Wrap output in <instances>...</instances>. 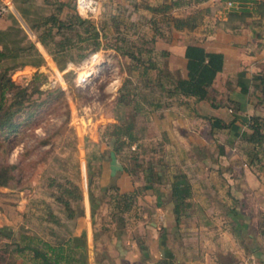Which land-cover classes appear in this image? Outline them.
<instances>
[{
  "label": "rangeland",
  "instance_id": "374dc122",
  "mask_svg": "<svg viewBox=\"0 0 264 264\" xmlns=\"http://www.w3.org/2000/svg\"><path fill=\"white\" fill-rule=\"evenodd\" d=\"M52 1L12 0L15 8L26 7L29 12L28 16L32 17L50 12L54 7ZM63 1L68 4L62 8L61 15L67 11H76L74 0ZM98 1L100 13L92 22L100 32H104L100 36V47L86 52L80 60L66 61L63 68H59L51 59L18 10L17 15H13L17 19L18 25L43 54L44 61L39 66L26 67L24 65L14 66L12 58L0 60V67L7 68V76L15 84L24 87L25 91L21 95V99L31 111L30 117L21 124L15 134L10 136V145L5 158L10 163H16V167L13 169L14 176L9 183L6 186H0V227H5L17 239L21 234L50 236L47 228L49 223L40 217L44 202H49L52 211L62 216L58 206L49 196L51 186H48L47 182L48 178L52 176L58 180L68 177L79 184L82 198L79 203L78 215L81 214L84 204H91L88 200L89 185L85 163L86 156L94 151L100 156V167L97 172L99 163L92 161L95 170L92 179L97 185L92 188V192L101 201L95 204L94 211L89 218L91 235L85 242L87 263L149 264L150 258L146 251L148 250L149 236L152 234L159 235V248H162L163 245L168 247V233L171 232L170 235L173 240L175 239L174 241L183 242L182 244L191 247L195 244L191 230L187 229L191 228V225L188 224L193 220V213H204V210H198L194 206L193 200L190 206L180 214L179 223H182V226L179 227V230L170 228L168 231V210L170 217L173 214L170 210L171 205L168 204L167 185L170 173L182 168L177 163L171 162L169 158H172V161L176 160L182 154L180 151L183 147L170 143L179 138L188 139L191 136L189 129L193 126L188 124L186 131L171 130L172 125L168 126V121H170L168 107H163L166 99H161V105L157 109L149 106L145 118L137 119V125L143 127L142 136L139 139L140 145L136 148L138 162L145 166L150 160L154 162L159 160V164L163 167L159 173H162L163 177L161 182L156 183L154 187L140 188L143 184L141 167H137L135 174H128L129 183L128 181L127 183L130 184V188H138L139 193L134 206L122 213L123 222L112 219L109 213L108 195L99 191L98 187L116 183L119 173L116 166L119 162H113L110 157V139L104 133V126L125 117L129 107L115 102L118 88L126 76L128 59L120 51L114 49L111 43L114 42L116 26L124 32L125 36L140 43L138 36L143 35V38L147 39L153 33L154 25L162 32L161 36H157L154 46L168 49V43L171 40L175 38L180 40L181 38L170 31L172 29L171 17L180 16L183 11L178 7L184 3L165 10H153L147 5L161 6L163 3L168 4L171 0ZM187 5H190L187 7L188 14L196 16L197 7L195 4ZM1 16L8 19V25L11 24L12 18L7 13L1 14ZM152 19L155 21L153 24ZM17 23L15 24L17 25ZM144 45L147 44L144 43ZM158 58L161 59V57ZM160 62L172 70L179 68L181 71L180 59L176 57L170 59V56H167ZM114 82H116V87L113 89L111 84ZM56 88L62 89V92L60 93ZM160 92L159 89H155L152 93L146 91L142 95L145 100H156L161 98ZM170 106L178 105L173 103ZM172 116L174 114H171L170 117ZM202 123L205 125L201 128L202 134L209 136L207 121L203 120ZM168 127L172 132L171 136L168 134ZM210 137H212L210 140L212 144L202 152L217 153V156L221 154L219 162L214 159L215 161L210 163V168L225 171L227 165L231 163L239 170L244 161L230 162L227 158L234 150L239 153L238 147H234V150L227 149L225 152H221L216 141L220 140V136L216 134L210 135ZM133 145L130 146V149L133 148ZM125 151L126 149L122 154ZM132 163L130 162V164ZM191 165H186V167L195 168L193 164ZM255 167L257 168V165ZM222 195H225L224 198L227 200L231 199L228 193ZM235 195L237 197H234V203L238 205L237 201L241 200L240 194L237 192ZM217 201L218 198L213 197L209 203ZM224 207L225 203L219 210L224 211ZM78 215L74 221H66L72 234H75L77 218H80ZM244 217L241 219L248 223L250 218ZM256 219L260 220V213ZM150 223L154 225L152 226ZM181 227L184 229L181 230ZM209 230L212 234L213 230L211 228ZM81 232L85 234L84 229ZM258 233L264 240V234L259 231ZM4 239L3 236H0V241ZM239 243L242 246L243 239ZM144 245L145 250H141ZM136 249L140 252L139 255ZM8 254L12 255L11 264H38L27 249L22 253H16L11 249ZM260 254L253 256V264H264V253L262 256Z\"/></svg>",
  "mask_w": 264,
  "mask_h": 264
},
{
  "label": "trees",
  "instance_id": "16d2710c",
  "mask_svg": "<svg viewBox=\"0 0 264 264\" xmlns=\"http://www.w3.org/2000/svg\"><path fill=\"white\" fill-rule=\"evenodd\" d=\"M184 2L185 0H171L168 4L147 5V7L153 10H165ZM51 3L54 7L50 12L36 17L28 16L26 7L16 6V9L51 59L59 68H63L66 61L80 60L86 52L98 49L101 44L100 36L104 32H100L92 21L80 16L76 11H67L61 15L62 8L68 4L66 1L53 0ZM5 13L12 18V22L0 28V60L12 58L14 66L42 64L44 56L34 41L18 25L17 19L11 12ZM171 19V25L174 28L192 27L195 24L193 16H172ZM151 22L155 23L153 19ZM115 31L116 35L111 45L128 59L126 76L118 88L115 102L129 108L125 117L104 126V133L110 139L109 154L113 162H119L116 166L118 172L124 171L133 175L139 166L143 172V184L140 188L154 187L162 180L163 176L159 171L163 167L159 164V160L155 162L150 160L145 166L138 162L136 148L140 145L139 139L142 136L143 127L137 125V119L145 118L149 106L154 109L159 108L161 99H166L163 105L165 108L173 103L190 106L192 101L203 99L213 105L216 91L212 87V82L216 73L221 70L222 53L207 51L199 44H186L183 51L186 72L182 75L179 68L172 70L160 62L169 55V50L154 46L157 36L162 35L157 26L153 25V33L147 39H144L143 35L138 36L140 43L125 36L117 26ZM6 69V67H0V186H6L9 183L14 176L13 169L16 167V163H10L5 158L10 145V136L15 134L31 115L30 109L21 99L25 91L24 87L15 84L7 76ZM155 89L161 91L159 94L161 98L145 100L142 93L146 91L152 93ZM241 89L246 91L243 87ZM56 90L62 92L60 88ZM247 92L254 94L257 105L264 104L263 73L255 72L251 75V85ZM227 104L232 109L230 120L225 122L217 117L203 116L208 123V134L220 135L222 143L229 148L238 147L240 153L248 159L249 164H257L261 167V158L264 154V114L252 112L244 118L238 113L239 102L229 99ZM237 121H243L245 128L239 129L237 136L233 137L230 135V126ZM132 144H134L133 148L130 149ZM124 149L126 151L122 154ZM92 161H98V172L100 156L97 152H90L86 156L85 163L89 185L88 200L91 204H97L101 199L96 198L92 192V188L97 186L92 179L95 172ZM130 162L133 163L130 164ZM47 184L51 186L49 196L58 206L62 216L52 211L49 202L42 201L44 205L41 207L40 217L49 223L47 228L50 236L21 234L17 239L5 227H0V236L5 238L0 241V264H11L12 255L8 254L11 249L16 253H22L25 249L29 250L38 264H88L85 254V234L83 232L72 234L66 222L74 221L80 210L82 192L79 184L68 177L58 180L54 176L48 178ZM167 185L171 189L170 210L177 223L180 214L190 206L193 200L191 184L185 172L176 169L170 173ZM98 190L108 195L111 218L121 222L124 221L122 213L134 206L139 193L136 187L120 190L116 183L100 185ZM258 225V231L264 234V211L260 212ZM231 230L241 236V230L233 223H231ZM141 250H145V245ZM168 264H171L170 260Z\"/></svg>",
  "mask_w": 264,
  "mask_h": 264
},
{
  "label": "crops",
  "instance_id": "0c3cea01",
  "mask_svg": "<svg viewBox=\"0 0 264 264\" xmlns=\"http://www.w3.org/2000/svg\"><path fill=\"white\" fill-rule=\"evenodd\" d=\"M7 1L9 2L7 12L16 16L17 9L12 0ZM225 1L185 0L184 5L178 7L183 11L179 17L192 16L188 14L187 7L190 5L187 4H195L197 7L196 16L193 15L195 24L192 27H172L170 30L172 34L181 37L180 40L175 38L168 43V56L170 59L175 57L180 59L182 75L186 72L183 51L188 43L199 44L207 51L221 52L222 66L212 82V87L216 91L213 105L203 99L192 101L190 106L168 107L170 120L168 126L172 125L171 130L186 131L188 124L193 126L189 129L191 136L188 139L179 138L170 143L180 145L183 149L176 160L169 159L182 167L181 170L185 172L191 184L194 206L198 210H204V213H193V220L188 224L191 228L187 229L191 230V236L195 240L192 247L174 241L170 231L168 247L163 245L159 248V235H150L146 251L150 258L149 264H168V260L171 264H253V256L260 253L262 256L264 253V240L258 233L259 221L256 219L258 213L264 211V154L261 158V167H258L257 164H249L244 154L236 152L234 147L229 148L218 139L216 141L221 152L227 149L234 150L227 157L230 162L244 161L239 170L230 163L225 171H220L211 169L210 163L218 161L221 154L217 156V153L202 152L212 144L210 142L212 137L209 134V136L202 134L201 128L205 126L202 123L205 120L203 116L217 117L225 122L230 120L232 109L227 100L239 102L238 113L241 117L245 118L252 112L264 114V104L257 105L254 94L247 92L251 85V75L255 72L264 74V0H234L236 1L234 7L225 6ZM8 23V19L0 17V28L6 27ZM242 87L246 91H242ZM170 113L174 116L170 117ZM242 128H245L243 121L233 123L230 126V135L237 136L238 130ZM171 130L168 127L169 136L172 134ZM188 163L193 164L195 168H187L186 165H191ZM127 181L128 174L124 171L119 172L116 184L120 190L130 189ZM237 192L241 200L235 205L234 197H237L235 195ZM168 193V204L171 205L169 186ZM224 193L230 194L232 200L224 198L225 195H222ZM213 197L218 198V201L209 203ZM224 203V211L221 212L219 209ZM95 206L84 204L74 229L75 234L84 229L87 241L91 235L89 218ZM169 213L168 210V231L170 228L179 230L182 223L179 221L176 223ZM243 217L250 218L249 222L245 223L244 219H241ZM231 223L241 230V236L231 230ZM209 228L213 230L212 234ZM242 239L243 247L239 243ZM161 242L164 243L163 240ZM136 252L140 254L138 249Z\"/></svg>",
  "mask_w": 264,
  "mask_h": 264
},
{
  "label": "built area",
  "instance_id": "2783aa9c",
  "mask_svg": "<svg viewBox=\"0 0 264 264\" xmlns=\"http://www.w3.org/2000/svg\"><path fill=\"white\" fill-rule=\"evenodd\" d=\"M225 6L234 7L236 6V1L234 0H226ZM74 7L76 12L84 17L92 21L96 19L100 13V3L98 0H74ZM9 9V2L7 0L0 2V15L7 12ZM113 89L116 87V82L111 84Z\"/></svg>",
  "mask_w": 264,
  "mask_h": 264
}]
</instances>
